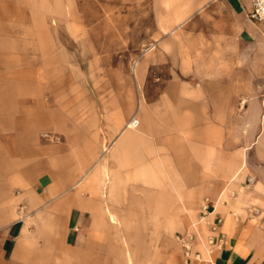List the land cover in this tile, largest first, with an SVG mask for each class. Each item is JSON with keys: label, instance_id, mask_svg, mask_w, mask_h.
<instances>
[{"label": "crops", "instance_id": "1", "mask_svg": "<svg viewBox=\"0 0 264 264\" xmlns=\"http://www.w3.org/2000/svg\"><path fill=\"white\" fill-rule=\"evenodd\" d=\"M79 8L0 0V264H183L175 237L204 199L191 264H264V24L251 0H156L136 98L94 50L82 80L80 20L65 17Z\"/></svg>", "mask_w": 264, "mask_h": 264}, {"label": "rangeland", "instance_id": "2", "mask_svg": "<svg viewBox=\"0 0 264 264\" xmlns=\"http://www.w3.org/2000/svg\"><path fill=\"white\" fill-rule=\"evenodd\" d=\"M154 2L156 0H80L79 9L65 10V17L80 20V24L69 28V33L79 34L77 37L80 46L79 58L83 68L82 73L85 75H82V80L85 78L92 81V50H94L98 59L101 58L102 65L111 62L113 81L128 85L130 94L136 98L133 68L140 52L152 47L149 45V39L153 30ZM99 4L102 8H96ZM198 28L201 31L203 27ZM196 36L199 37L197 41H200V49L207 50L213 45L208 40L207 33ZM193 39L195 37L192 35L189 43L191 46ZM197 46L196 44L195 47ZM204 59L205 62L208 60ZM154 78L155 75L150 74L148 80L152 81ZM147 92L151 94L152 90Z\"/></svg>", "mask_w": 264, "mask_h": 264}, {"label": "built area", "instance_id": "3", "mask_svg": "<svg viewBox=\"0 0 264 264\" xmlns=\"http://www.w3.org/2000/svg\"><path fill=\"white\" fill-rule=\"evenodd\" d=\"M251 6V12L248 15L249 20L252 23L264 24V0H251ZM138 125V119L135 115H133L130 118L126 127L130 129H135L138 127ZM249 182H252V179H249ZM199 212L200 219L197 223L192 226V231L177 234L175 237L176 243L183 249V264H191L192 261H200L201 259L200 253H192V244L198 236L197 224L206 223L209 215L213 212V209L208 199H204L202 201ZM221 221L222 220L218 218L215 224L211 225V230L216 231L217 228L220 226ZM215 240L216 239L214 236H209L208 244L213 245L215 243ZM219 242H221V239H219Z\"/></svg>", "mask_w": 264, "mask_h": 264}, {"label": "bare ground", "instance_id": "4", "mask_svg": "<svg viewBox=\"0 0 264 264\" xmlns=\"http://www.w3.org/2000/svg\"><path fill=\"white\" fill-rule=\"evenodd\" d=\"M106 150V148H104V151Z\"/></svg>", "mask_w": 264, "mask_h": 264}]
</instances>
